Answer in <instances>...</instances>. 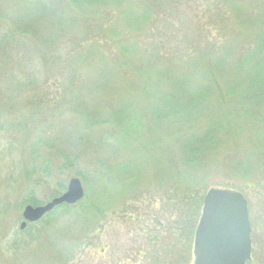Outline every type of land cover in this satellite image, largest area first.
Here are the masks:
<instances>
[{
	"label": "rangeland",
	"instance_id": "obj_1",
	"mask_svg": "<svg viewBox=\"0 0 264 264\" xmlns=\"http://www.w3.org/2000/svg\"><path fill=\"white\" fill-rule=\"evenodd\" d=\"M170 1L160 0L154 6L141 0L116 1L118 31L133 45H123L122 51L119 47L113 53L115 63L112 59L89 61L93 51H85L80 60L88 61V65L81 69L83 78L75 81L77 85L67 89L68 96L62 86L72 81L59 73L49 80V68L39 57L27 58L24 72L14 63L15 68H6L0 77V101L45 94L50 99L56 97L59 108L66 96L73 106L79 103L84 115L79 118L67 111L60 118L58 110L52 121L35 117L36 121L46 124L41 127L48 131L45 137L53 149L42 148L36 121L35 128L29 127L28 138L20 135L18 140L14 133L0 131V264H60L63 257L64 264H139L137 243L154 229L148 221L154 205L148 200H127L124 206H118V199L114 197L117 186L104 176L109 148L105 144L106 148L101 150L100 127H89L86 117L89 119L90 114L98 111L118 121L120 134L113 145L119 156L118 163L140 183L153 178L156 159L163 165L165 175L168 173L169 158L154 150L153 141L155 137L161 140L163 145H158L164 150L172 144V135L179 131L172 129L169 116L157 120L156 114L164 115L169 107H190L181 128L187 132L189 126L194 127L196 136L225 125L227 112L220 110L212 93L207 67L214 69L224 87L223 94L231 99L244 100L264 86V0ZM110 9L107 6L103 13ZM144 35H149L148 43L157 45L162 55L176 56L164 62L159 75L147 81L138 74L140 56L144 53L139 39L142 42ZM190 48L196 51L194 55ZM111 69L117 72L113 75ZM32 83L36 86L32 87ZM109 107L117 111H110ZM65 108H71V104ZM243 108L248 106L244 104ZM151 110L158 112L152 117L146 115ZM147 122L155 137L145 132ZM254 124L251 118L243 117L236 126L220 132L221 146L212 155H206L202 163L214 160L230 165L232 170L240 167L231 175L219 166L209 169V187H235L233 190L244 192L252 228L253 258L248 263L264 264V127L254 128ZM256 133L258 139L251 142V136ZM33 150L43 155L51 166L66 162L67 168L39 187L38 169L43 158L40 161L33 158ZM96 151L100 153L96 155ZM74 177L86 182L85 196L96 202L103 213L96 228L90 230L79 222L74 209L33 224L51 225L38 237L34 229L27 227L22 231L23 211L29 205L27 201L32 192L37 201L45 204L58 192L60 183L67 188Z\"/></svg>",
	"mask_w": 264,
	"mask_h": 264
},
{
	"label": "trees",
	"instance_id": "obj_2",
	"mask_svg": "<svg viewBox=\"0 0 264 264\" xmlns=\"http://www.w3.org/2000/svg\"><path fill=\"white\" fill-rule=\"evenodd\" d=\"M116 1L118 0H0V77L4 75L6 68H15L14 63H18V66L22 67L24 72L26 70L25 60L39 57L44 59L49 68V80L55 77V73H59L72 81L62 86L65 95L68 96L67 89L77 85L75 81L83 78L81 69L88 65V61L80 60L85 51H93L90 53L93 54V57L89 61L112 59L111 61L115 63L114 61L117 59H115L116 55L113 53L119 47L122 51L123 45H126V47L127 44L129 46L133 45L127 43L126 36L123 37L118 31L116 25L118 5ZM141 1L152 3L153 6L155 4L159 5L160 2V0ZM107 6L112 9L107 13H103V9ZM148 36L144 35L142 42L139 39V43L144 47V53L140 56L141 65L138 74L146 81L159 75V71L161 72L159 68L163 66L164 62L175 56L162 55L157 45L153 46L148 43L150 39ZM92 40H95V42H93V45H89L88 42ZM190 49L193 51L191 55H194L196 51L193 48ZM127 51L129 52V49ZM203 52L205 54L207 50ZM111 70L113 75L117 72L115 69ZM213 71L214 69L211 70L207 67V74L213 84L212 93L217 98L220 110L227 112L225 113L227 121L219 130L208 132L203 136H196L194 127L189 126L187 132H184V127L181 128V124L185 121L187 110L189 111L191 108L169 107L165 111V116L161 112L156 114L155 117L160 120L162 117L169 116L172 129H179V131L177 134L172 135V144L163 150L158 145L159 143L163 145V142L155 137L156 133L151 130L149 122H147L145 132L147 135L156 138L153 141L154 150L159 154L164 153V156L169 158V170L166 175L162 169L163 165L156 159L153 161L152 167L154 171L153 178L143 179L140 183L134 181V178L126 173V167L118 163L119 156L116 153L115 146H113L114 141L120 134L118 121L112 116H104L98 111L97 114H90L89 119L86 117L85 123H88L89 127H100L101 150L106 148V145L109 148L106 149L109 152H107L108 158L105 160L106 174L104 176L112 185L117 186V193H114V197L118 199L116 202L118 206H124L127 200L135 202L148 200L151 206L154 205V209H150L148 220L154 225V229L145 234V238L137 243L139 264L194 263L195 234L202 215L204 199L211 188L209 187L211 177H209L208 171L209 169L215 170L219 166L231 175L237 173V169L240 168L237 167L232 170L230 165L223 163L221 165L214 160H205L204 163L202 161L206 155H212L221 146L220 132H225L228 128H231V125L236 126L240 118H251L255 122L254 128L258 125L264 127V117H262L264 111L261 110V108H264V86H260L253 95L244 100L238 97L231 99L223 94L224 87L220 77L218 78V75H215ZM33 85L32 83V87L36 86ZM66 96L62 100V108H58L56 97L50 99L45 94L32 95L24 100L11 98L9 101H0V131L12 132L18 136L19 140L20 135L24 138L29 137L30 128H35L33 126L34 121H36L35 117L37 119L43 117L44 120L52 121L57 113H60L61 118L67 111L79 118L83 117L79 103H74V100L73 106ZM207 96H209V93H207ZM70 104L71 108L66 109L65 107H70ZM244 104L248 106L247 109L243 108ZM109 110L113 109L109 107ZM115 111L117 110H113V112ZM152 111H149L150 113H146V115L150 114L152 117L158 112ZM117 114L120 115V113ZM41 122H38L40 128L37 138L40 139L42 148L53 149V146H50L51 143L45 137L48 131L41 127V125L46 124L44 122L41 124ZM51 128H53V125L49 126V129ZM104 134L109 136L104 137ZM185 139L187 140L185 141ZM257 139V133L251 136V142H255ZM19 142L22 145V141ZM99 153V151L95 152L96 155ZM32 155L33 158L39 159V161L43 158L42 167L38 169L41 174L38 181L39 187L42 182L58 176L61 171L67 168L66 162L60 165L54 163L51 166L43 155L34 152V150ZM66 159L69 160L68 157ZM93 162L95 163V161ZM82 183L84 185L86 182L82 181ZM228 188L235 189V187ZM66 189V185L60 183L58 192L51 195L49 201L62 195ZM27 203L34 206L43 205L33 197V192ZM74 209L79 216L78 221L87 225L90 230L96 228L97 223L103 216L98 204L86 195L75 206L63 205L58 207L38 223L44 222L58 212ZM50 226L32 224L28 226V230H36V236L38 237ZM65 262L66 258L64 257L59 261L60 264Z\"/></svg>",
	"mask_w": 264,
	"mask_h": 264
},
{
	"label": "water",
	"instance_id": "obj_3",
	"mask_svg": "<svg viewBox=\"0 0 264 264\" xmlns=\"http://www.w3.org/2000/svg\"><path fill=\"white\" fill-rule=\"evenodd\" d=\"M85 197L82 181L71 178L66 191L40 206L27 205L20 229L40 222L56 208L75 206ZM249 204L240 191L211 188L204 199L194 240L193 264H247L252 260Z\"/></svg>",
	"mask_w": 264,
	"mask_h": 264
}]
</instances>
